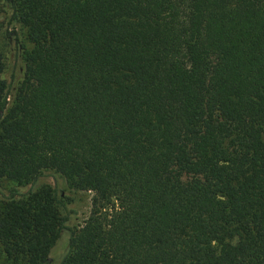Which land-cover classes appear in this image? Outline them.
Returning <instances> with one entry per match:
<instances>
[{
    "label": "trees",
    "instance_id": "1",
    "mask_svg": "<svg viewBox=\"0 0 264 264\" xmlns=\"http://www.w3.org/2000/svg\"><path fill=\"white\" fill-rule=\"evenodd\" d=\"M5 1L2 264H264V0ZM44 173L91 194L80 225L18 193Z\"/></svg>",
    "mask_w": 264,
    "mask_h": 264
},
{
    "label": "rangeland",
    "instance_id": "2",
    "mask_svg": "<svg viewBox=\"0 0 264 264\" xmlns=\"http://www.w3.org/2000/svg\"><path fill=\"white\" fill-rule=\"evenodd\" d=\"M10 14L11 10L9 4L5 0H0V79L9 87V102L22 79L24 62L22 48L15 44L12 36L7 38L5 35L6 32L14 31L24 49L27 50L29 48L18 25L10 21ZM43 185L55 188L57 193L61 192L62 196L67 198L66 211L68 213V220L66 226L73 228L80 225L89 212L91 194L88 192L69 190L61 178L54 177L49 173H44V175L32 186L27 185L23 188L16 189L18 193L24 194L31 188ZM10 187H12V184H10L9 181L0 180V192L3 195H7ZM67 238L68 232L62 230L48 253V257L52 263L60 261L65 254ZM0 264H2L1 260Z\"/></svg>",
    "mask_w": 264,
    "mask_h": 264
}]
</instances>
